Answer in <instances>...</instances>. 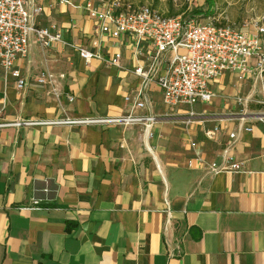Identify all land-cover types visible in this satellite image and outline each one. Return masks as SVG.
<instances>
[{
  "label": "crops",
  "instance_id": "obj_1",
  "mask_svg": "<svg viewBox=\"0 0 264 264\" xmlns=\"http://www.w3.org/2000/svg\"><path fill=\"white\" fill-rule=\"evenodd\" d=\"M34 1L38 27L55 26L91 49L96 24L87 0ZM259 21L264 16L252 23ZM98 39L106 58L119 54L127 69L143 64L145 50L134 55L130 39ZM15 68L26 86L17 90L0 70V124L63 118L60 106L72 118L121 117L124 96L139 84L131 73L86 65L72 50L41 48L33 38ZM42 71L57 78L54 90L35 82ZM234 75L253 78L227 73L214 94ZM148 99L137 113L157 118L149 137L140 126H0V264H264V118L224 116L228 106L219 102L168 108L157 84ZM191 111L197 117L184 129ZM216 125V139L207 140ZM228 143L238 174L187 167L197 155L217 161Z\"/></svg>",
  "mask_w": 264,
  "mask_h": 264
},
{
  "label": "built area",
  "instance_id": "obj_2",
  "mask_svg": "<svg viewBox=\"0 0 264 264\" xmlns=\"http://www.w3.org/2000/svg\"><path fill=\"white\" fill-rule=\"evenodd\" d=\"M0 0V70L6 79L15 81L17 90H23L26 80L15 68L18 59L26 58L30 39L33 38L41 48L53 44L72 50L86 65L97 60L122 72L131 73L138 80V86L124 96L127 106L125 115L117 118H72L68 117L60 106L64 117L52 121L19 120L0 126H140L143 135L149 137L157 122L150 113L139 115L137 112L148 106V91L151 84H157L163 104L168 107L210 104L215 94L213 83L227 73L242 76H264V22H253L251 29L241 30L229 24H213L200 20L199 16L166 17L150 6L131 8L125 0H87L84 9L88 17L96 24L95 34L90 39L91 49L79 46L64 39L55 26L40 28L36 18L42 8L32 0ZM196 0H188L189 9ZM99 36L111 39L128 38L132 41L137 56L145 50L142 65L127 69L121 64V56L115 54L106 58L98 51ZM170 53V58L166 55ZM63 79V75L59 76ZM57 78L46 71L36 75L35 82L49 85L54 90ZM60 95H56L59 100ZM67 103L74 101V96L63 95ZM197 117L189 112L183 120L184 129L193 124ZM220 126H214L204 132L207 140H215ZM250 132L251 128H244ZM229 140L236 139L234 133L228 134ZM194 149L195 144L191 143ZM197 165L209 175L238 174L241 164L233 154L230 143L220 151L217 161L208 162L197 155L187 167ZM38 201L34 200L33 205Z\"/></svg>",
  "mask_w": 264,
  "mask_h": 264
},
{
  "label": "rangeland",
  "instance_id": "obj_3",
  "mask_svg": "<svg viewBox=\"0 0 264 264\" xmlns=\"http://www.w3.org/2000/svg\"><path fill=\"white\" fill-rule=\"evenodd\" d=\"M125 3L131 8L150 6L166 17L174 13L187 17L200 11L196 16L202 21L226 23L237 29L248 28L256 18L264 16V0H196L190 9L188 0H125ZM221 85L223 89L216 92L213 102L204 104L207 108L219 102L221 106H228L223 109L224 116L264 118V76L246 79L234 75L231 80L224 79ZM208 112L211 111H203L205 116L210 114Z\"/></svg>",
  "mask_w": 264,
  "mask_h": 264
},
{
  "label": "trees",
  "instance_id": "obj_4",
  "mask_svg": "<svg viewBox=\"0 0 264 264\" xmlns=\"http://www.w3.org/2000/svg\"><path fill=\"white\" fill-rule=\"evenodd\" d=\"M158 1V0H157ZM209 2V0H207ZM194 15H200V11H196V12H193ZM176 15H178V13H174V14H171L169 17H176Z\"/></svg>",
  "mask_w": 264,
  "mask_h": 264
}]
</instances>
